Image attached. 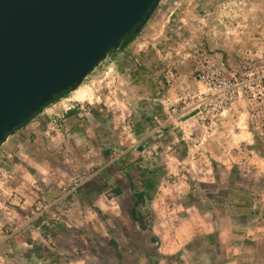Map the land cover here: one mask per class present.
Instances as JSON below:
<instances>
[{"label":"rangeland","instance_id":"374dc122","mask_svg":"<svg viewBox=\"0 0 264 264\" xmlns=\"http://www.w3.org/2000/svg\"><path fill=\"white\" fill-rule=\"evenodd\" d=\"M77 90L0 145V264H264V0H161Z\"/></svg>","mask_w":264,"mask_h":264},{"label":"water","instance_id":"95a60500","mask_svg":"<svg viewBox=\"0 0 264 264\" xmlns=\"http://www.w3.org/2000/svg\"><path fill=\"white\" fill-rule=\"evenodd\" d=\"M161 0H0V145L77 90Z\"/></svg>","mask_w":264,"mask_h":264},{"label":"trees","instance_id":"16d2710c","mask_svg":"<svg viewBox=\"0 0 264 264\" xmlns=\"http://www.w3.org/2000/svg\"><path fill=\"white\" fill-rule=\"evenodd\" d=\"M137 34H135V33H130L128 36H126L122 41H121V45H120V47H119V49H122V48H124L135 36H136ZM114 50H112L111 52H113ZM69 93V91H65V92H63L62 94H60V95H58V96H56L55 98H54V102H56V101H58L60 98H62V97H65L67 94ZM51 104V103H50ZM47 106H49V104L47 105ZM46 106V107H47ZM38 113H35L28 121H26L25 123H23V124H21L20 125V127L19 128H21V127H23V126H25L34 116H36ZM19 128H17V129H19ZM17 129H15V130H17ZM136 194V198L138 197V198H141L142 196H143V193H141V192H136L135 193Z\"/></svg>","mask_w":264,"mask_h":264},{"label":"bare ground","instance_id":"6f19581e","mask_svg":"<svg viewBox=\"0 0 264 264\" xmlns=\"http://www.w3.org/2000/svg\"><path fill=\"white\" fill-rule=\"evenodd\" d=\"M82 97H83V93L82 92H79L78 90L74 92L73 98L80 99Z\"/></svg>","mask_w":264,"mask_h":264},{"label":"crops","instance_id":"0c3cea01","mask_svg":"<svg viewBox=\"0 0 264 264\" xmlns=\"http://www.w3.org/2000/svg\"><path fill=\"white\" fill-rule=\"evenodd\" d=\"M46 108V107H45Z\"/></svg>","mask_w":264,"mask_h":264}]
</instances>
